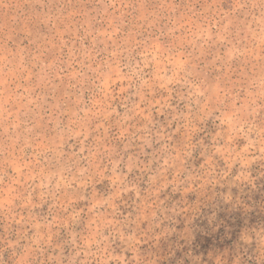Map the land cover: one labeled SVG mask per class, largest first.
I'll use <instances>...</instances> for the list:
<instances>
[{
    "label": "rangeland",
    "instance_id": "374dc122",
    "mask_svg": "<svg viewBox=\"0 0 264 264\" xmlns=\"http://www.w3.org/2000/svg\"><path fill=\"white\" fill-rule=\"evenodd\" d=\"M0 264H264V0H0Z\"/></svg>",
    "mask_w": 264,
    "mask_h": 264
}]
</instances>
